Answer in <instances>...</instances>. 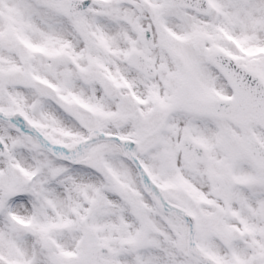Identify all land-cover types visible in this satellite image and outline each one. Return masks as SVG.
<instances>
[{"label":"snow or ice","instance_id":"6c2138e0","mask_svg":"<svg viewBox=\"0 0 264 264\" xmlns=\"http://www.w3.org/2000/svg\"><path fill=\"white\" fill-rule=\"evenodd\" d=\"M0 264H264V0H0Z\"/></svg>","mask_w":264,"mask_h":264}]
</instances>
